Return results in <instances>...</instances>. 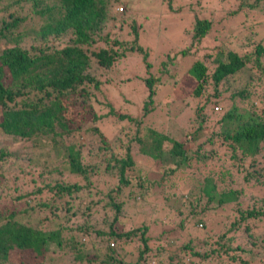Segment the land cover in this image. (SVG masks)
<instances>
[{
  "label": "trees",
  "instance_id": "16d2710c",
  "mask_svg": "<svg viewBox=\"0 0 264 264\" xmlns=\"http://www.w3.org/2000/svg\"><path fill=\"white\" fill-rule=\"evenodd\" d=\"M255 1L239 0L237 7L245 4L253 8ZM166 2L171 9L170 0ZM121 3L0 0V135L9 140V144L6 139L0 140V264H26L19 258L25 252L39 261L44 252L55 249L53 246L58 250L63 241L69 245L67 253L75 262L85 264H150L152 257L162 255L157 251L159 246H151L153 238L145 222L125 230L120 228L132 217L124 214L125 209L132 212V206L127 204L123 208V200L115 198L125 194L134 199L135 193L142 198L147 196L136 191L147 181L148 172L143 173L135 156L158 163L159 179L150 184L156 186L193 163H200L198 167L208 165L206 174L194 176L198 180L196 190L192 185L183 191L171 190L170 194L177 201L186 198L187 216L196 218L195 223L203 225L201 215L217 208L227 209V221L221 226L223 230L214 235L183 242L179 249L183 264H254L251 259L255 255V264H264V239L260 240L264 238V201L258 194L264 188V42L252 46L240 43L238 49L216 48L207 66L195 60L192 69L197 76L189 92L195 105L192 107L189 100L181 98L185 105L176 110L180 104L175 98L166 102L167 111L176 112L171 117L164 115L161 123H167V129L159 132L156 125L143 118L153 109L162 78L172 75L169 73L176 58L187 56L188 50L165 53L153 68L146 61L149 51L137 44L139 32L132 14L121 12L122 4L130 11L131 4L127 0ZM116 6L121 9L114 11ZM110 20H116L113 25L118 28L126 23L132 40L102 32ZM210 25L209 19H195L190 43L198 44ZM134 54L145 62L144 75L140 77L145 92L140 115L119 113L109 102H105L108 112L99 113L92 102L101 101L103 88L111 86L118 78L115 74H120L116 71L118 65ZM172 103L174 108L170 107ZM214 105L218 108L213 109ZM179 114L186 116L184 126L176 119ZM109 116L116 128L105 134L100 127ZM129 125L134 130L127 134L125 129ZM82 132L94 133L99 138L98 144L86 147L87 159L79 152L74 154L63 143L66 135ZM16 160L23 162L16 174H28L35 188L17 194L14 201L23 196L38 200L39 195H47L46 200L34 201L25 212L51 205L59 211L63 209L59 205L62 203L74 215V203L61 200L77 195L86 199L84 213L90 205L100 202L112 210L113 217L106 228L96 226L95 222L91 223L93 226L84 222L77 226L80 234L93 235L92 242L83 235H74L75 226H66L65 222L45 229L20 220L11 205L3 207L6 168ZM101 171L108 178L101 184V189H106L105 201L97 188L96 177ZM51 173L58 176L43 178ZM150 198L156 199H145ZM164 201H156V210L173 208L164 205ZM133 212L132 215L138 213ZM148 218L152 224L164 223L156 214L151 213ZM100 220L105 222V218ZM238 241L247 244L248 249L244 250ZM256 246L262 247L263 252L255 253ZM161 257H165L166 264H180L173 254Z\"/></svg>",
  "mask_w": 264,
  "mask_h": 264
},
{
  "label": "rangeland",
  "instance_id": "374dc122",
  "mask_svg": "<svg viewBox=\"0 0 264 264\" xmlns=\"http://www.w3.org/2000/svg\"><path fill=\"white\" fill-rule=\"evenodd\" d=\"M120 1L123 3L124 0ZM127 1L131 4L132 12L122 3L123 10L121 12L126 11L128 15L132 14L131 16H133L135 23H137V31L139 32L137 44L149 51L146 61L150 62L153 68H156L159 60L164 57L165 53H172L181 50V48H187L188 50L187 56H178L176 58L177 60L174 69L172 67L170 71L171 73H169L172 75L167 79L162 78L163 84L154 96L153 109L143 118V121L156 125L159 132L165 130V128L167 129V123H161L162 118H165L164 115L168 114V116L171 117L173 116V113L176 112L173 111L172 113V111H170L171 109L167 111L166 102L170 103V100L175 98L180 104L176 110L185 105L181 102V98L189 100L190 103H192V107L195 105L194 100L189 97V92L193 87L197 76L196 71L192 69L194 67L192 63L195 60H200L207 66L210 64L211 60H213V56L211 55L216 48L224 46L238 49L240 43L247 42L252 46L258 41L264 42V0L255 1L256 5L253 8H248L245 4H241L237 7L239 0H170L169 3L172 6L171 9L167 7L166 0H162V3L158 0ZM252 1L250 0V2ZM118 7L119 6H116L114 11L119 10ZM202 18L210 20V29L198 44L194 43L193 45L190 43L191 28L194 25L195 19ZM115 22L116 20H110V22L107 23V26L102 29V32H113L120 38L124 36L129 40H132V35L128 34L129 29L127 24L124 23L118 28L113 25ZM247 37L250 38L247 39ZM144 66L145 62L135 54L122 60L116 70L120 72V74L115 75L118 78H121L123 82L118 81V83L117 78L111 86L103 88V96H99L101 101H93V107L97 111L99 110V113L106 114L108 112V107L105 105V102H109L119 113L140 115L141 112H139V107L145 94L143 82L140 80V77L144 75ZM172 81H176V84H171ZM99 97L97 96V98ZM173 104L174 103L170 105L171 108L175 107ZM217 108L218 105L213 106V109ZM182 114L176 116L180 126L185 125L184 119L186 116L184 117ZM110 120L111 116H109L105 123L101 124L100 129L105 134H110L111 131L116 128L111 125L109 122ZM133 130V125H129V127H126L125 129L127 134L132 133ZM2 139H6L9 144V140L6 136L0 135V140ZM63 141L65 146L71 147V152L74 154L79 152L80 156L82 154L87 159L86 147L90 148L98 144L99 138L94 133L82 132L80 134L66 135L63 138ZM162 145L166 146L165 142H163ZM261 158H264V155ZM135 159L143 173L145 170L148 172L146 173L148 179L145 181V184L141 189L137 188V190H135L137 192H145L147 195H145V198L153 196L156 197V199L150 198L147 200L144 197H140L139 193H135V200L126 197L125 194H121L119 197L115 198V200H123V208H125V205L127 204L132 206V212L130 210L126 211L125 209L124 213L126 216L130 215L132 217H130V220L125 221L120 228L125 230L133 225H141V221L145 222L144 224L149 226L148 234L153 238L150 243L151 246H159L157 251L162 253V255L157 258L152 257L149 263L166 264L167 260L165 257L162 259L161 256L173 254L175 258L180 261V264H183L182 251H179L183 242L190 240L189 238H192L191 240L195 241L194 237L196 236H202L205 234L214 235L216 232L223 230V228L221 229V226L223 222L227 221L225 215L227 209L223 208L222 210V208H217L213 210L208 209L201 215L204 220L203 225L195 223L196 218L194 219V217H191L190 215L187 216L189 212V203L186 201V198L183 197L184 200L177 201V199L170 194L171 190L183 191L185 187L192 185L195 186L196 190L198 180L194 176L206 174L208 165L198 167L200 163H193L187 169L180 170L178 173L175 172L173 175H170L167 180L164 179L161 181V185L156 186L150 184L154 179H159V175L156 172L158 163L153 162L148 158L139 159L138 156H135ZM22 166L23 162L16 160L15 163H12L9 166V169L6 168L7 185H5L6 188L3 191L5 193L3 200L6 203L3 207L11 205L12 209L18 212L17 217H19L20 220L24 222L27 221L31 225L36 227L40 226L45 229H48L49 226L54 229L58 223L65 222L66 226H75V228H72L74 235H83V237L85 236L84 234H80L76 231L77 226L83 222L86 224L95 222L96 226L106 228L109 220L113 217L112 210L104 206L102 204L103 202H100L98 204L90 205V208L87 210L88 213H84L83 207L87 204L86 199L81 198V196L78 197L77 195H72V198L68 197L61 200V202L66 200L67 202L72 201L74 203L76 206L74 215H71V211L67 210L66 206H63L62 203L59 205L63 209L59 211L54 208V205H51L46 208L33 207L27 209L28 211L25 212L24 210L29 208V205L33 204L34 201L46 200L47 195H39L37 197L38 200H36L34 196H23L19 201H14V196L17 194H23L29 192L32 188H35V186H32V183L29 182L28 174H16ZM66 168L68 169L67 166ZM64 171L66 172V170ZM100 173L101 174L96 177V180L98 181L97 188L99 187L102 191L105 201L108 199L105 197L106 189L105 187L101 189V184L104 182L106 183L108 178L102 173V171ZM53 176L57 177L58 175L56 173L44 174L43 178L48 180V178H53ZM169 185L170 188H168ZM258 194L261 200L264 201V188L260 189ZM50 195L51 194H49V196ZM159 199H165L164 205L173 208H167L165 211L156 210L158 206L156 201H159ZM136 210L138 211V213H136L137 215H132L135 213L133 211ZM151 213L153 215H158L164 223L158 222L152 224L151 221H148V216H150ZM101 218H105V222H102L100 220ZM183 220H185V222L182 227H180L179 223ZM167 224L169 227H166ZM161 230H164L165 232L160 234ZM67 232L71 233L70 230ZM63 235L66 236L65 233H63ZM84 238L93 242V235H90L89 237L85 236ZM260 238V240L264 239L263 237ZM110 242L112 241H109V243ZM63 243L64 245H61L58 250L53 246L55 249L44 252L43 259L39 261L31 258L29 252H25V254L20 253L19 258L21 261H25L26 264H85L84 261L80 263L79 261L75 262V259L67 253L70 250L68 247L69 245L65 241H63ZM196 243L200 244V242ZM240 244L243 246L244 250L248 249L247 244ZM262 245L264 246V242ZM112 246H114V244ZM253 250L258 254L263 252L262 247L258 248V246L253 248ZM244 257L248 258L249 256L244 255ZM251 263H257L256 255L252 256Z\"/></svg>",
  "mask_w": 264,
  "mask_h": 264
},
{
  "label": "built area",
  "instance_id": "2783aa9c",
  "mask_svg": "<svg viewBox=\"0 0 264 264\" xmlns=\"http://www.w3.org/2000/svg\"><path fill=\"white\" fill-rule=\"evenodd\" d=\"M119 10L121 9V7L118 8Z\"/></svg>",
  "mask_w": 264,
  "mask_h": 264
}]
</instances>
